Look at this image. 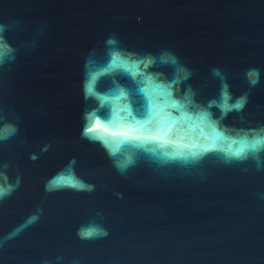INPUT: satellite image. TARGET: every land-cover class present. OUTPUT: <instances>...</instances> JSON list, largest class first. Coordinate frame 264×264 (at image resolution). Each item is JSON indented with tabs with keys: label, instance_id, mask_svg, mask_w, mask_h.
Masks as SVG:
<instances>
[{
	"label": "water",
	"instance_id": "obj_1",
	"mask_svg": "<svg viewBox=\"0 0 264 264\" xmlns=\"http://www.w3.org/2000/svg\"><path fill=\"white\" fill-rule=\"evenodd\" d=\"M0 264H264V0H0Z\"/></svg>",
	"mask_w": 264,
	"mask_h": 264
}]
</instances>
